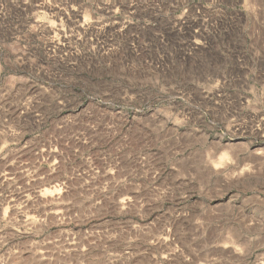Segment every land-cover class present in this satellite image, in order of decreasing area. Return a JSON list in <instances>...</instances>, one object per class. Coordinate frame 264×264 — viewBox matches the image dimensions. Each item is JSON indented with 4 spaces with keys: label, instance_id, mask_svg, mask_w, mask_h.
<instances>
[{
    "label": "rangeland",
    "instance_id": "obj_1",
    "mask_svg": "<svg viewBox=\"0 0 264 264\" xmlns=\"http://www.w3.org/2000/svg\"><path fill=\"white\" fill-rule=\"evenodd\" d=\"M0 264H264V0H0Z\"/></svg>",
    "mask_w": 264,
    "mask_h": 264
},
{
    "label": "bare ground",
    "instance_id": "obj_2",
    "mask_svg": "<svg viewBox=\"0 0 264 264\" xmlns=\"http://www.w3.org/2000/svg\"><path fill=\"white\" fill-rule=\"evenodd\" d=\"M229 252V251H228ZM231 256V255H230Z\"/></svg>",
    "mask_w": 264,
    "mask_h": 264
}]
</instances>
